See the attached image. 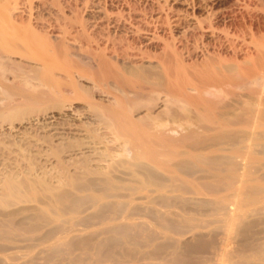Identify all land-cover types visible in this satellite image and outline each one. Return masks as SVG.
Instances as JSON below:
<instances>
[{
    "label": "bare ground",
    "instance_id": "6f19581e",
    "mask_svg": "<svg viewBox=\"0 0 264 264\" xmlns=\"http://www.w3.org/2000/svg\"><path fill=\"white\" fill-rule=\"evenodd\" d=\"M171 1L182 5V9L171 10L167 18L164 13L166 20L161 16L165 22L160 19V23L172 24L177 29L186 23L185 39L193 38V32H198L208 38L209 45L202 46V38L198 45L197 40L194 42L195 37L191 40L195 45L191 42L187 45L190 39L158 41V29L154 33L150 28L153 23L154 27L162 25L158 22V13L163 8L158 5V16H148L152 23L148 18L143 21L141 15L137 20L140 22L141 17L143 23L138 24L137 20H129V10L128 15L115 13L98 3H94L96 7L92 9L91 2V19L80 20L70 13L72 10L68 11L75 18L69 13L65 15L61 2V6L57 4L63 10L56 3L54 6L53 1L49 5L46 0H0V127L4 123L12 127L31 119L40 120L42 116L45 119L47 110L62 109L66 101L73 99L90 101L87 107L96 117L95 121L83 124L87 132L83 138L73 135L65 139L63 136L61 139L65 141L54 142L56 135L66 132L55 130L53 124L52 133L42 131L40 134L31 129L25 130V136L16 137L18 139L14 135V139L0 137V172L3 174L0 177L1 252L11 247H23L25 253H34V256L40 252L58 255L77 247L79 241L74 238V232L81 228L80 225L94 224L100 217L110 214L120 216L126 201L100 203L103 196H112L117 188L125 189L114 184L113 179L117 177L120 182L125 169V173L127 170L141 171L144 179L159 178L156 166L146 162L160 164L156 150L149 145L185 142L193 137L188 129L185 134L189 132V135L183 133L185 137L181 134V139L176 140L153 133L157 130L189 127L222 130L230 126L264 124V32L257 35L251 29L241 34L238 29L237 33L228 32L211 23L218 17L212 18L214 11L209 13L208 9L206 17L201 18L188 11L199 9L204 0ZM32 6L38 11L32 12ZM51 8L55 10L53 20L49 15L53 11ZM122 12L126 13V10ZM101 23L103 27L110 24L121 32L111 34L113 29L109 33L110 26L106 31ZM169 26L167 29H173ZM183 32L181 30V36ZM140 37L145 44L155 42L159 51L151 53L148 48H143L144 44L141 47V43L136 42ZM224 50L231 51L232 55H221L220 51ZM238 54L241 58H237ZM141 77L145 79L142 81ZM96 90L111 94L113 101L93 100ZM160 93L167 97L166 109L152 115L151 109ZM242 95L246 99L240 100ZM242 101L244 106L240 105ZM142 107L147 110L145 115L134 117L133 113ZM239 108H245L244 112L239 113ZM65 123L68 125L65 120H60V124ZM100 127L106 129L104 134L101 133L104 129L99 132ZM101 142L104 148L97 150L95 143ZM92 143L96 147L93 146L95 154L85 156L83 153L79 159L64 157L75 149L80 151L85 144L91 147ZM111 145L119 152L113 155ZM92 155L107 161V168H93ZM114 156H118L116 160ZM110 159L112 162H108ZM178 163L171 167L180 170L190 167L187 161ZM112 204L120 207L115 209ZM98 206V216L88 212ZM119 232L125 235L127 229L120 228ZM33 240L51 241V244L34 251Z\"/></svg>",
    "mask_w": 264,
    "mask_h": 264
},
{
    "label": "rangeland",
    "instance_id": "374dc122",
    "mask_svg": "<svg viewBox=\"0 0 264 264\" xmlns=\"http://www.w3.org/2000/svg\"><path fill=\"white\" fill-rule=\"evenodd\" d=\"M46 1H48L49 5L53 1L54 6L57 2L58 4L61 2L64 10L60 8L61 3L59 4L60 6L57 4V7L63 10L65 15L69 13L68 10H72L73 12L70 11V13L76 14V18L80 20H84L86 17L91 19L90 11L96 7L97 3L98 6L104 7L109 11L114 10L115 13L128 15L129 10L131 17L129 20H133L132 22H135L137 18L139 19L141 15L143 21H147L148 19L150 21L153 17L155 18L159 12L156 9L157 5L160 9L163 8L161 10L158 9L160 10L158 13L160 15L158 18L159 23L160 19L163 20L161 16L166 20L171 15V10L182 9V5L174 4L171 0L170 3L169 0H156V3L153 0ZM65 1L67 2L65 3ZM86 1L87 4L85 3ZM157 2L159 3L157 4ZM202 2V8L188 9V11H191L192 15L200 18L202 16L206 17L207 13L205 12L208 9L209 13L214 11L215 13H211L213 15L212 18L218 16L219 20L216 17L211 23L219 28H224L223 30H228V32L232 30L234 33H237L239 30V33L243 31L244 33H248L249 29L255 32L256 35L264 32V0H214L213 2L212 0H204ZM63 3L70 8L67 6L69 8L67 9ZM169 4L173 5L170 6ZM175 5H179L180 7L178 6V8L180 9ZM121 8H125L126 13L122 12L125 10L122 9L121 11ZM131 8H133V11ZM31 10L32 12L38 11L33 6ZM51 10L54 12L50 11L49 15L53 20L55 18V10L52 8ZM74 14L70 16L75 18ZM149 14H151L152 18L151 16L148 17ZM49 15L45 14L50 19ZM225 17L226 19H224ZM142 18L140 17L141 21ZM141 21L136 23H143ZM163 21L160 23L162 24L159 26L160 28L158 25L154 27V23L150 25V28L153 30H151L152 32L156 33V28L159 30L156 33L161 37L160 40L159 37L157 38L158 41L166 39L177 42L176 40L180 39H190L187 45L190 42L191 45H195L192 42L194 40L196 42L197 40L198 43L202 38L201 42H204H200L201 45H209L208 38L198 35V32H193L196 35L192 34V37H195L194 40L189 37L185 39L187 33L185 34L183 31L185 30L186 23H184L183 29L180 27L177 29L172 24H163L165 22ZM100 25L106 31H108L106 27L110 26L109 33L113 29V33L111 34L121 32L119 29L115 30L110 24L104 27L102 23ZM167 25H171L169 27H173V29H167ZM181 30L185 34L184 37L183 34L181 36ZM190 33L192 32L190 31ZM197 36L198 38L200 36V38L196 39ZM136 42L138 44L141 43V47L143 44L146 45L147 47L143 45V48H148L149 50H147L151 53L159 51L154 44L155 42L145 44L146 41L141 39V37L137 38ZM150 44H153L154 47ZM220 53L225 56L232 55L231 51L228 50L220 51ZM241 56V54H238L237 58H241ZM14 59L18 60L17 58ZM29 64L36 65L35 62H29ZM139 79L143 81L145 78L141 77ZM83 84L91 86L89 82H84ZM109 88L112 87L110 86ZM240 89L238 88L237 90ZM158 96L155 105L151 109L152 115L166 109L167 97L163 93H160ZM92 99H100L104 103L113 101L111 94L107 92L103 93L101 90H96V94H93ZM244 99L246 97L242 95L240 100ZM89 102L85 98L73 99L66 101L62 109L47 110L45 119L42 116L40 120L31 119L21 124H14L12 127L4 123L0 127V137L14 139L12 138L14 135L15 139H18L16 137L25 136V130L31 131V129H34L33 131L42 134V131L52 133L57 128L55 130L66 133H63V135L59 134V136L56 135L55 138L57 139H54V142L65 141L66 137L68 139L69 136L72 137L73 135L83 138L87 134L86 130H84V125L89 121L96 120V117L93 116L94 114L87 107ZM240 105L244 106V101ZM248 105L250 104L248 103ZM243 109L245 108H239V113ZM146 112L147 110L142 107L135 111L133 115L134 117L142 116ZM52 114L54 116L49 117ZM60 120H65V122H68V125L67 123L64 125L60 124ZM52 124L56 127L53 128ZM189 128L182 130L174 128L172 131L160 129L153 132L161 136L163 135L165 138L175 139L180 137L179 139H181V136L189 135V132L188 134L185 133L190 130V135L197 141H194L193 137L188 136L191 137L188 139L191 142L185 140V142H156L157 144L154 142L150 144L149 148L156 150V159L160 164L155 165L154 162L149 160H146V162L150 166H156L159 178L144 179L141 171L127 170V173H125L126 169L124 170L125 172H122L124 175L122 174L120 182L116 180L119 178L115 177L113 179L114 184L124 186L125 189L117 188L112 196H108L107 198L99 193L97 195L103 196L100 199V203L105 200L110 202L115 200L126 201L127 203L122 208L121 215L110 214L108 217H100L99 221L94 224L87 226L80 225L79 227L81 228L74 232L76 233L74 238H76V241H79L76 248L65 250L63 253L54 256L46 255L44 252H40L34 256V253H25L23 247H11L4 252L0 251V264H264V124L257 127L230 126L222 130L205 127ZM105 131V128L100 127L99 132L104 134ZM9 133L11 134L8 135ZM63 136L65 139H62L64 140L61 139ZM101 143H95L97 148L93 143L91 147H87L85 144V147L83 145L81 148L82 151L81 149L80 151L79 149H75L73 153H66L64 157L79 159L80 156L95 154L93 152L95 148L97 150L104 148V143ZM114 148L111 145L110 149L113 155L118 151ZM72 156H77V158ZM91 157L94 160L90 162L93 164V168H107V165H105L107 161L99 160L95 155ZM117 157L114 156V160ZM180 160L181 163L187 161V165H190V167L184 170L171 167V164H177ZM237 161L242 164L239 165ZM108 162H112V159ZM240 172H243V174ZM238 177L240 178L238 179ZM112 205L115 209L120 207L115 204ZM88 212L98 216L100 212L99 206L94 207ZM120 228L127 229L125 235L119 232ZM32 243L34 244L32 250L36 251L45 249L51 244V241L41 242V240H33ZM67 243L68 239L65 240L66 245Z\"/></svg>",
    "mask_w": 264,
    "mask_h": 264
}]
</instances>
